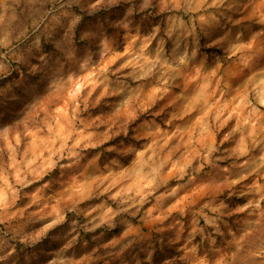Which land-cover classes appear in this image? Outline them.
<instances>
[{"label": "rangeland", "instance_id": "rangeland-1", "mask_svg": "<svg viewBox=\"0 0 264 264\" xmlns=\"http://www.w3.org/2000/svg\"><path fill=\"white\" fill-rule=\"evenodd\" d=\"M0 264H264V0H0Z\"/></svg>", "mask_w": 264, "mask_h": 264}, {"label": "trees", "instance_id": "trees-1", "mask_svg": "<svg viewBox=\"0 0 264 264\" xmlns=\"http://www.w3.org/2000/svg\"><path fill=\"white\" fill-rule=\"evenodd\" d=\"M96 15H97L98 17H103V13L99 12V13H97V14H95V15H91V16L83 15V20H95L94 17H95ZM77 38H78V31L76 32V37H75V39L77 40ZM46 49H47V51H48L50 54L54 55L55 57H62V53H61L58 49H56V48H54V47H52V46H48ZM207 50H208V49H207ZM3 113H4V115H5V111H3ZM138 121H139V120H135V121H133V122L130 124V126H129V131H128V134H127V135L121 134V135L115 137L114 139H112L108 144L118 143L120 140H121V141H127V142H129V143H136V140H135V138H134V129H133V127L136 126V124L138 123ZM108 144H106V145H108ZM114 231H117V229L114 230Z\"/></svg>", "mask_w": 264, "mask_h": 264}, {"label": "bare ground", "instance_id": "bare-ground-1", "mask_svg": "<svg viewBox=\"0 0 264 264\" xmlns=\"http://www.w3.org/2000/svg\"><path fill=\"white\" fill-rule=\"evenodd\" d=\"M79 88V87H78Z\"/></svg>", "mask_w": 264, "mask_h": 264}]
</instances>
